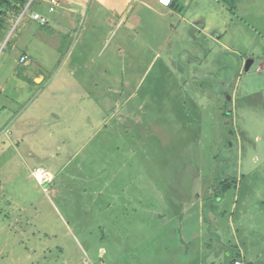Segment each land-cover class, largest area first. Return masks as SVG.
<instances>
[{
  "label": "rangeland",
  "instance_id": "1",
  "mask_svg": "<svg viewBox=\"0 0 264 264\" xmlns=\"http://www.w3.org/2000/svg\"><path fill=\"white\" fill-rule=\"evenodd\" d=\"M229 1L199 11L206 31L253 27L232 54L207 32L185 49L196 60L177 50V74L155 64L60 161L0 138V264H264V0ZM31 6L8 15L0 66L20 58ZM31 164L52 182L38 186Z\"/></svg>",
  "mask_w": 264,
  "mask_h": 264
},
{
  "label": "crops",
  "instance_id": "2",
  "mask_svg": "<svg viewBox=\"0 0 264 264\" xmlns=\"http://www.w3.org/2000/svg\"><path fill=\"white\" fill-rule=\"evenodd\" d=\"M36 1L35 10L43 9L47 24L33 21L36 11H31L26 21L31 24L20 31V58L0 66V138L14 145L9 146L14 152L22 146L24 155L50 161L61 160L63 144H86L92 131L111 119L109 99L135 92L155 64L177 74V50L184 51L187 62L196 60L195 51L185 49L192 43L201 46L209 33L218 51L232 54L235 43L254 32L250 25L211 26L206 31L199 10L207 0H180L183 5L171 0L169 7L157 0H56L52 12L50 0ZM77 155L68 156L63 166ZM29 168L38 186L54 179L47 167Z\"/></svg>",
  "mask_w": 264,
  "mask_h": 264
},
{
  "label": "trees",
  "instance_id": "3",
  "mask_svg": "<svg viewBox=\"0 0 264 264\" xmlns=\"http://www.w3.org/2000/svg\"><path fill=\"white\" fill-rule=\"evenodd\" d=\"M35 0H0V37L3 35L4 29L6 27V19L8 15L19 16L27 4L30 2L29 7ZM229 2H232L230 0ZM233 264V262H232Z\"/></svg>",
  "mask_w": 264,
  "mask_h": 264
},
{
  "label": "built area",
  "instance_id": "4",
  "mask_svg": "<svg viewBox=\"0 0 264 264\" xmlns=\"http://www.w3.org/2000/svg\"><path fill=\"white\" fill-rule=\"evenodd\" d=\"M157 1L161 6H164V7H169L171 4V0H157ZM50 3H51V7H50L49 11L52 12L53 6L56 5V0H50ZM28 9H29V5H27L24 8L20 17H22L27 12ZM31 18L33 21L38 22V24H40L41 26H44L47 24V18L42 16L40 13L32 12ZM21 61H24V57L21 58ZM233 264H245V263L239 259H236L233 261Z\"/></svg>",
  "mask_w": 264,
  "mask_h": 264
},
{
  "label": "water",
  "instance_id": "5",
  "mask_svg": "<svg viewBox=\"0 0 264 264\" xmlns=\"http://www.w3.org/2000/svg\"><path fill=\"white\" fill-rule=\"evenodd\" d=\"M32 0H30V2H31ZM30 2L27 4V5H29L30 4Z\"/></svg>",
  "mask_w": 264,
  "mask_h": 264
}]
</instances>
